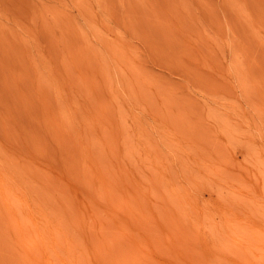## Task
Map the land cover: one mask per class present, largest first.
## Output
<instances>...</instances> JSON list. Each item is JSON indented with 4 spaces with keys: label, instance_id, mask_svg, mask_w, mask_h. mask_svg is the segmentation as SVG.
<instances>
[{
    "label": "rangeland",
    "instance_id": "1",
    "mask_svg": "<svg viewBox=\"0 0 264 264\" xmlns=\"http://www.w3.org/2000/svg\"><path fill=\"white\" fill-rule=\"evenodd\" d=\"M0 184V264H264V0H0Z\"/></svg>",
    "mask_w": 264,
    "mask_h": 264
},
{
    "label": "bare ground",
    "instance_id": "2",
    "mask_svg": "<svg viewBox=\"0 0 264 264\" xmlns=\"http://www.w3.org/2000/svg\"><path fill=\"white\" fill-rule=\"evenodd\" d=\"M3 183V181H1ZM97 184V191H98ZM0 194H2V198L4 199V203L7 209L8 214L11 216L10 220L16 221L17 217L12 215L10 211V201L7 198L5 189L2 184H0ZM32 235L27 236L29 245H25L26 248L24 250L25 253L28 252L29 248L34 246L37 248L38 253L33 254L30 258L27 259L28 264H71V258L66 254L58 251L56 247L58 246V242H56V237L51 229L50 225H38L37 230H31ZM36 233V235H34ZM17 240L20 242L22 246L24 242V238H26V234L20 230V234L15 235ZM34 252V251H33Z\"/></svg>",
    "mask_w": 264,
    "mask_h": 264
}]
</instances>
